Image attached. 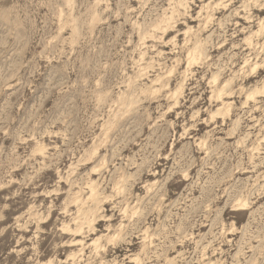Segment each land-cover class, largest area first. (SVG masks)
Segmentation results:
<instances>
[{
  "label": "rangeland",
  "instance_id": "374dc122",
  "mask_svg": "<svg viewBox=\"0 0 264 264\" xmlns=\"http://www.w3.org/2000/svg\"><path fill=\"white\" fill-rule=\"evenodd\" d=\"M0 264H264V0H0Z\"/></svg>",
  "mask_w": 264,
  "mask_h": 264
},
{
  "label": "bare ground",
  "instance_id": "6f19581e",
  "mask_svg": "<svg viewBox=\"0 0 264 264\" xmlns=\"http://www.w3.org/2000/svg\"><path fill=\"white\" fill-rule=\"evenodd\" d=\"M196 49H198V48H196ZM221 93V92H220ZM253 95L254 94H251L250 96H249V98H251V97H253ZM254 98V97H253ZM91 191H92V193H91V197H89V200L91 201V202H95V205L97 204V202H98V196H97V194L94 192V188L92 187L91 188ZM77 203V202H76ZM99 203V202H98ZM97 206V205H96ZM88 212V211H87Z\"/></svg>",
  "mask_w": 264,
  "mask_h": 264
}]
</instances>
